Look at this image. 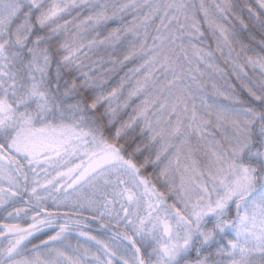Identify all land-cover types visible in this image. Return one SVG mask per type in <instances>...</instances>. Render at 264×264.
Wrapping results in <instances>:
<instances>
[{
	"label": "snow or ice",
	"instance_id": "snow-or-ice-1",
	"mask_svg": "<svg viewBox=\"0 0 264 264\" xmlns=\"http://www.w3.org/2000/svg\"><path fill=\"white\" fill-rule=\"evenodd\" d=\"M0 264H264V0H0Z\"/></svg>",
	"mask_w": 264,
	"mask_h": 264
}]
</instances>
